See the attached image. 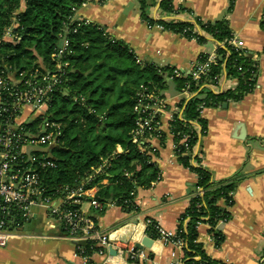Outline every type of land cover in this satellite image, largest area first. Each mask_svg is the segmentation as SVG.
Segmentation results:
<instances>
[{"label": "trees", "instance_id": "16d2710c", "mask_svg": "<svg viewBox=\"0 0 264 264\" xmlns=\"http://www.w3.org/2000/svg\"><path fill=\"white\" fill-rule=\"evenodd\" d=\"M85 1L88 0H0V70L3 74L18 78L21 72H31L43 65V72L60 77V83L49 96L47 112L34 122L24 124L33 133H40L45 119L59 127L56 144L49 148L56 167L37 168L45 196L64 197L72 191H88L97 186L96 200L102 205L99 213L109 204L120 206L126 212L137 211V189L150 188L160 180L161 173L149 150L145 149V139L139 143L133 141L137 118L134 107L142 86L161 96L166 78L172 77L179 92L197 91L185 105L180 104L183 120L175 115L171 121L178 159L198 177V192L192 197L177 229V237L185 241L182 260L185 264H223L212 260L197 241L198 225L208 223L217 245L222 244L224 237L215 228L231 218L229 207L234 202L237 179L216 182L203 167L198 143L207 127L200 105L204 103L209 107L240 101L253 92L257 84V61L249 51L240 54L230 44L235 36L227 19L203 22L196 18L195 24L179 19L154 21L149 15L150 0H140L144 21L160 23L167 30L195 38L200 43L205 42L206 35L218 43L217 62L199 79L191 73L175 75L172 67H158L138 60L125 41L105 34L106 27L94 22H71L72 8ZM234 3L235 0H230V10ZM161 10L173 15L177 12L173 0H162ZM65 26L69 45L62 61L68 65L59 72L52 56L60 45L59 34ZM11 27L17 41H3L5 31ZM206 58L205 53L199 57L200 61ZM224 71L228 77L237 78L238 85L217 94L213 87ZM195 122L201 126L200 131ZM184 135L190 136L187 149L180 144ZM152 136L163 138L161 131ZM33 154L40 157L43 153L36 150ZM26 159L22 166H32ZM86 199L87 196L74 198L80 202ZM67 207L80 208V204L72 200ZM147 232L151 238L158 239L154 226ZM64 234H68L65 228ZM82 250L84 255L91 256L99 248L88 241Z\"/></svg>", "mask_w": 264, "mask_h": 264}, {"label": "crops", "instance_id": "0c3cea01", "mask_svg": "<svg viewBox=\"0 0 264 264\" xmlns=\"http://www.w3.org/2000/svg\"><path fill=\"white\" fill-rule=\"evenodd\" d=\"M161 3L162 0H150L149 15L154 21L179 19L195 24L196 18L203 22L227 19L234 36L244 42V49L253 58L256 56L258 72L254 91L240 101L205 107L201 113L207 127L198 143L203 167L214 181L236 178L237 184L234 202L229 207L231 218L216 227L224 237L222 244L217 245L211 226L206 222L198 225L197 241L218 263L258 264L264 255V0H235L231 10L230 0H173L177 10L174 15L162 12ZM126 9L128 14L123 16ZM78 15L106 27L114 37L125 41L138 60L158 67L177 68L183 73L191 72L201 54H213L218 48V43L207 35L205 42L200 43L170 30L149 28L141 17L140 0H107L105 3L88 0L79 8ZM237 85V78L228 77L224 71L213 91L220 94ZM160 94L168 107L160 114L163 138L145 139V149L149 150L161 178L150 188L137 189V211L126 212L120 206L109 204L99 213L100 209L91 203L99 191L97 186L88 190V199L79 202L82 213L91 218L101 232L108 233L110 239L129 238L134 226L138 235L144 234V223L148 219L166 231L176 232L182 215L198 192V177L176 156V141L171 131L172 115L182 95L176 83L168 78ZM45 112L46 108L36 113L27 108L20 121L32 123ZM197 126L200 131L201 126ZM36 150L26 146L23 152ZM20 233L6 247H0V264H88L78 251L79 245L64 234L62 223L42 205L32 207ZM151 239L152 245L143 247L148 252V260L132 261L120 254L113 256L111 249L104 254L94 252L90 259L93 264H170L175 259L172 253L176 252V257L183 256L173 245Z\"/></svg>", "mask_w": 264, "mask_h": 264}, {"label": "built area", "instance_id": "2783aa9c", "mask_svg": "<svg viewBox=\"0 0 264 264\" xmlns=\"http://www.w3.org/2000/svg\"><path fill=\"white\" fill-rule=\"evenodd\" d=\"M96 1L105 3L107 0ZM86 3L88 1H85L78 7L72 8L73 15L70 18L71 22L91 23L78 15L79 8ZM148 26L149 28L166 29L160 23H148ZM13 30V27H11L5 31L2 38L3 41H17V36ZM67 31V26H65L59 34L60 45L55 49L52 56L56 61V68L59 72H62L63 67L68 65L67 62L62 61L68 52L69 39ZM105 34L113 36L108 29H105ZM230 44L240 54H244L246 49H244V42L241 39L234 37L230 41ZM217 60L218 55L216 52L207 54V58L204 61L198 59L189 73L195 79H199L208 70L210 65L215 64ZM253 60L257 61L256 56ZM43 68V65H41L31 72L23 71L19 74L18 78L15 75L7 77L0 70V247H6L16 236L21 235V228L30 217L32 207L42 205L48 209L49 214L54 219L62 223L63 227L68 231L67 238L75 242L83 241L85 244L88 241L94 242V246L99 248L97 253L104 254L108 250L113 249L121 256L127 257L132 261L148 260L147 250L144 248L136 249L135 245L137 242H141L144 237H151L147 232L150 226L155 227L159 234L158 239L164 245H173L176 251L183 253L185 241L177 237V231H166L149 219L144 223L146 226L144 234L138 235V230L135 228L127 241L111 240L108 233L101 232L94 221L85 216L80 208L67 207V204L72 203V200L74 203H79L80 201L74 200V198L87 196L88 191L78 189L68 193L64 197L45 196L37 168L56 167V164L50 158V151L47 152V149L56 144L59 127L47 121L41 125L40 133H33L24 126L26 122L20 121L21 116H23L27 108L33 113L39 112L43 108H46L47 112L49 96L53 92L54 87L60 83L59 75L51 74L50 72L45 73L42 71ZM173 72L175 75L183 73L177 68H174ZM167 78L168 80L172 79V77ZM180 93L182 95L180 104L187 103L192 97L197 95V91L190 92L189 90H184ZM167 108L163 97L148 92L147 88L142 86L134 107V111L137 113L136 128L133 131V141L135 143H139L141 139L153 137L152 134L154 132H160V114L166 111ZM204 108L205 104L202 103L200 109L203 110ZM175 115H179L180 119L183 120L180 105L175 108L172 120ZM43 125L45 128H43ZM189 137V135H184L180 141V144H183L186 149L189 147ZM26 146L34 147L42 151L43 154L37 157L33 154V151L25 153L23 149ZM176 147L177 145H175V153L178 157ZM25 157L27 158L25 161H31L32 166H22ZM33 164H36V166ZM202 193L203 191H201ZM91 203L98 209L102 208L101 203L96 199H92ZM82 247L81 245L78 247L80 255L86 261L91 262V256L84 255ZM175 253H172L175 259L170 264H185L182 260L183 256L176 257ZM258 264H264V255L259 259Z\"/></svg>", "mask_w": 264, "mask_h": 264}, {"label": "water", "instance_id": "95a60500", "mask_svg": "<svg viewBox=\"0 0 264 264\" xmlns=\"http://www.w3.org/2000/svg\"><path fill=\"white\" fill-rule=\"evenodd\" d=\"M126 14H128V10L126 9V10H124V13H123V16H125ZM227 106V104L225 103V107ZM48 121V119H46L45 121H44V123H46ZM43 128H45V126L43 125ZM50 158H52V156L50 155ZM135 223L137 224L138 222L137 221H135ZM134 230H135V226H134V228H132V232L130 233L131 235L133 234V232H134ZM131 235L129 236V238L131 237ZM129 238H125V237H118V238H116V239H111V240H120V241H127ZM152 242H153V240L151 239V238H149V237H144L143 239H142V241L141 242H137V244L135 245V248L137 249H142L143 247H149V246H151L152 245ZM78 245H85V242H83V241H80V242H76ZM110 253H111V255H113V256H116L118 253H117V251L116 250H113V249H111L110 250Z\"/></svg>", "mask_w": 264, "mask_h": 264}]
</instances>
